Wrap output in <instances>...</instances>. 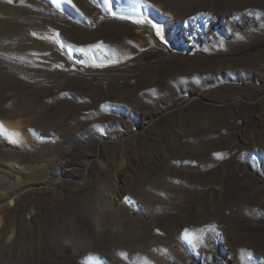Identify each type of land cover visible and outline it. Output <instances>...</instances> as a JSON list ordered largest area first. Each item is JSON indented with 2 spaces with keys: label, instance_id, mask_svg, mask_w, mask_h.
<instances>
[{
  "label": "rangeland",
  "instance_id": "rangeland-1",
  "mask_svg": "<svg viewBox=\"0 0 264 264\" xmlns=\"http://www.w3.org/2000/svg\"><path fill=\"white\" fill-rule=\"evenodd\" d=\"M1 125L0 261L264 264V0H0Z\"/></svg>",
  "mask_w": 264,
  "mask_h": 264
},
{
  "label": "bare ground",
  "instance_id": "bare-ground-1",
  "mask_svg": "<svg viewBox=\"0 0 264 264\" xmlns=\"http://www.w3.org/2000/svg\"><path fill=\"white\" fill-rule=\"evenodd\" d=\"M158 14H161L160 10ZM3 126L1 125L0 128L4 134L6 130L4 131L5 127ZM70 143L67 145L69 150L71 149L70 147L73 146V145L71 146ZM61 176H62L61 173L58 170H56L54 174H52V176L49 177L48 181H50L53 178L60 179ZM85 230L86 231L83 232L81 229H79L76 226L74 220H68L64 225H60L55 229L54 243L59 247L61 259L73 258L75 255L80 254L81 251L84 250V247L94 244L95 238L99 232V228L97 227V225H95L92 219L91 222L89 221V223H87V227ZM107 258H109L108 255L101 256V255L90 254L88 258L77 257V259L73 264H113L111 260L110 262H108ZM0 264H43V261H39V258L38 261L35 262L27 259L26 257L14 258L12 256H8L6 258H2Z\"/></svg>",
  "mask_w": 264,
  "mask_h": 264
},
{
  "label": "snow or ice",
  "instance_id": "snow-or-ice-1",
  "mask_svg": "<svg viewBox=\"0 0 264 264\" xmlns=\"http://www.w3.org/2000/svg\"><path fill=\"white\" fill-rule=\"evenodd\" d=\"M9 2H11V0H9ZM136 23H149V24H151V21H147V20H137ZM152 27H153L154 29H156L157 32L159 33V28H158L157 25L152 24ZM58 37H59V34L57 33V34H56V38L58 39ZM49 39H50V38H49Z\"/></svg>",
  "mask_w": 264,
  "mask_h": 264
}]
</instances>
